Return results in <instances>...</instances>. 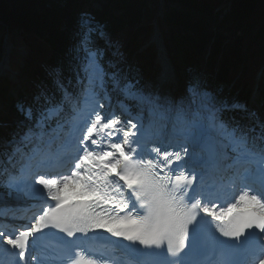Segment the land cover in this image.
I'll list each match as a JSON object with an SVG mask.
<instances>
[{"label":"snow or ice","instance_id":"obj_1","mask_svg":"<svg viewBox=\"0 0 264 264\" xmlns=\"http://www.w3.org/2000/svg\"><path fill=\"white\" fill-rule=\"evenodd\" d=\"M101 40L103 47L98 43ZM44 74V79L34 84L30 100L16 105L23 117L18 126L24 131L8 143L18 151L31 137L70 125L74 166L70 174L53 179L41 175L30 185L32 197L49 206L41 207L42 214L26 230L0 231V243L5 247L0 264L60 261L58 256L39 259V237L30 243L29 238L36 233L44 235V229H59L68 237L89 231L99 236L103 232L96 230H104L131 242L127 247L143 257L141 264H158L156 258L161 253L154 246L159 247L165 239L164 255L173 258L166 264H186L189 254H220L224 256L222 264H264V202L245 192L225 208L197 181L198 170L217 167L235 170V178L253 191L257 186L264 190V152L255 167L242 169L257 156L248 133L223 119L226 111L242 106L209 93L195 75L179 86L168 69L159 81L138 79L125 69L118 47L89 14L79 18L66 59L47 66ZM114 95L134 101L141 112L157 118L161 136L169 129L173 133L182 130L185 143L146 140L143 119L122 120L112 110ZM117 105L121 114L128 112L122 100L117 99ZM82 106L88 108L83 118L63 123L57 119L65 109L79 116ZM53 120L56 129L50 127ZM36 184L42 187L36 188ZM69 184L90 199L66 203L64 189ZM161 197L174 206L173 215L153 216V205ZM249 201L259 206V214L244 207ZM218 204L219 214L213 210ZM145 209L148 214L141 215ZM213 220L220 223L214 226Z\"/></svg>","mask_w":264,"mask_h":264},{"label":"trees","instance_id":"obj_2","mask_svg":"<svg viewBox=\"0 0 264 264\" xmlns=\"http://www.w3.org/2000/svg\"><path fill=\"white\" fill-rule=\"evenodd\" d=\"M84 1L0 0V34L6 31L12 39L15 34L21 37L26 56L17 67L19 82L30 94L34 84L44 79L47 66L66 59L83 14L99 23L111 44L118 47L123 66L131 63L128 71L132 75L142 81L152 77L155 47H144L153 29L149 0H96L99 9L90 4L88 10H82ZM168 1L180 7H168L163 19L165 46L178 76L185 82L195 75L214 92L224 91L228 85L225 101L242 107L226 111L223 118L239 125L249 117L251 127L264 131L250 103V92L257 88L264 110V0ZM228 3V12L216 13ZM98 43L104 46V41ZM259 70L262 76L257 81ZM6 84V80L0 81V103L7 99ZM4 135L9 137L7 132ZM9 151L0 148L2 156L8 157Z\"/></svg>","mask_w":264,"mask_h":264},{"label":"rangeland","instance_id":"obj_3","mask_svg":"<svg viewBox=\"0 0 264 264\" xmlns=\"http://www.w3.org/2000/svg\"><path fill=\"white\" fill-rule=\"evenodd\" d=\"M159 0H149V3H150V5H149V8H150V13L152 14V18L155 16H161V14L159 15ZM163 4V3H162ZM228 6H229V4H226L224 7H223V9L222 10H224V11H228ZM163 11V10H162ZM223 11V12H224ZM161 22V21H160ZM159 27L161 28V30L162 31H165L166 30V28H165V26L162 24V23H159ZM4 34L3 33H1L0 34V44L1 43H3V38H4ZM149 42H150V40H149ZM155 70V73H154V75H155V77H156V75H157V72H159V70H160V67H158V69L157 68H154ZM6 74V73H5ZM10 77H12V76H10ZM174 82H177L176 81V73H175V80H174ZM209 93H211V90L210 89H206ZM212 94V93H211ZM213 95H215V94H213ZM216 96V95H215ZM15 122H17V121H15ZM14 123V122H13ZM0 200H3V194L2 193H0Z\"/></svg>","mask_w":264,"mask_h":264},{"label":"bare ground","instance_id":"obj_4","mask_svg":"<svg viewBox=\"0 0 264 264\" xmlns=\"http://www.w3.org/2000/svg\"><path fill=\"white\" fill-rule=\"evenodd\" d=\"M3 58H4V64L1 67L2 71H4L6 69V66H8V61H9V58H10V50L9 49L6 51V53H5Z\"/></svg>","mask_w":264,"mask_h":264}]
</instances>
